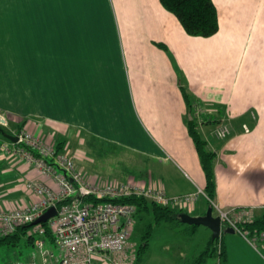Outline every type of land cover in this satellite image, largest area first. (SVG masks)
<instances>
[{
	"label": "crops",
	"instance_id": "obj_1",
	"mask_svg": "<svg viewBox=\"0 0 264 264\" xmlns=\"http://www.w3.org/2000/svg\"><path fill=\"white\" fill-rule=\"evenodd\" d=\"M214 2L220 30L212 37H201L189 35L160 0H115L118 17L107 20V33L102 27L100 35L90 33L95 20L84 7L87 4H82V13L88 16L79 17L76 4L67 9L68 3L47 0H0V114L11 129L8 133L15 135L21 128L45 140L64 135L70 141H85L86 151L77 148L72 156L92 183L132 182L161 187L169 195L205 192L206 175L189 132L190 109L183 87L192 97V111L202 108V119L208 113L206 106H215L213 101L222 98V89L235 97L230 106H237L238 93L233 89L238 90L239 54L233 53L234 69L232 62L229 71L224 69V46L229 40L246 41L250 27L255 29V41L264 39L260 35L264 0ZM127 72L135 107L127 91ZM47 73L55 75L54 89L48 88ZM63 75L68 76L63 79ZM63 83L68 92H62ZM51 102L65 107V114L49 115L46 105ZM208 115L209 120L216 117V113ZM144 129L156 140L155 147H139ZM199 129L207 148L217 153L215 202L223 209L255 207L256 213L264 209V141H258L256 131L236 147L232 142L237 137L223 143L206 124ZM9 141L0 134V209L32 203L35 197L27 189L29 181L42 179L59 189L55 180L4 154L1 145ZM111 147L135 151L162 164L150 171L138 165L137 172H112L105 169L106 155H114ZM209 207L207 196L199 193L183 212L201 216ZM231 234L224 237L227 264H264V243L252 242L238 231ZM46 248L53 257L39 255L30 264L44 260L57 264L60 250L55 241L47 240ZM96 264L112 263L100 260Z\"/></svg>",
	"mask_w": 264,
	"mask_h": 264
},
{
	"label": "built area",
	"instance_id": "obj_2",
	"mask_svg": "<svg viewBox=\"0 0 264 264\" xmlns=\"http://www.w3.org/2000/svg\"><path fill=\"white\" fill-rule=\"evenodd\" d=\"M201 114L197 112V118L201 119ZM227 132V129H220L217 136L225 137ZM15 135L19 137L18 142L3 143V153L55 180L59 189L55 190L42 179L29 181L27 189L35 200L23 207L0 209V235H9L20 226L33 224L55 206L57 216L47 223L60 250L57 264H96L100 260L112 264H133L127 252L137 224L138 209L132 203L115 199L137 195L165 207L185 210L199 193L206 195L201 190L186 195H169L161 187H145L132 182L92 183L77 168L75 158L67 151L57 152L55 146L25 129ZM89 196L108 200L100 203L85 200ZM213 205L215 215L222 218L223 224L227 223L246 235L239 224L254 219L255 207L223 209L216 202ZM33 234L36 236L34 255L40 254L45 259L53 257L46 248V227L43 223L34 225Z\"/></svg>",
	"mask_w": 264,
	"mask_h": 264
},
{
	"label": "rangeland",
	"instance_id": "obj_3",
	"mask_svg": "<svg viewBox=\"0 0 264 264\" xmlns=\"http://www.w3.org/2000/svg\"><path fill=\"white\" fill-rule=\"evenodd\" d=\"M26 1V0H22ZM48 2H61L68 3L69 6L67 9L71 7V4H76L77 9L79 10V17H86L88 15L82 13V4L84 7L88 8L89 16L95 20L93 22V29L90 30L91 34L100 35L103 34L102 27L104 28V32L107 33V29L105 28V24H107V20L111 18L117 19L118 13L115 10L114 2L115 0H47ZM112 8V12H111ZM65 11H63L64 13ZM86 12V11H85ZM101 20H103L101 22ZM105 21V23H104ZM117 22V21H116ZM101 23L103 24L101 26ZM250 32L246 35L247 40L242 42H226V47L224 46L223 51V62L224 69L234 67L236 57L234 56V51H237L238 56V67H239V80H238V90L233 89V93H238L239 103L238 105L230 106V100L232 97L229 96L230 92L225 94V89L222 92V98H217L214 100L215 106H206L207 112L216 113L215 118H211L209 120L208 113L205 114V120L207 121L206 126H208V130L213 134L214 138L219 141L222 140L223 143L229 141L235 137H237L232 143L236 144V147L240 146V140L245 139L247 135L252 133V131H256L258 135V141H264V39L261 41H255L256 34L254 32V27L249 28ZM108 32H110L108 30ZM264 37V32L260 34ZM249 37H251L249 39ZM254 37V40H253ZM237 48V49H236ZM232 53V54H231ZM230 55L232 57H230ZM64 60V59H63ZM234 69V68H233ZM127 72V91L129 98L131 100L132 106L135 107V97L132 91V83L130 76ZM47 85L48 88L53 87V83H55V75L51 73H47ZM68 75H63V79H65ZM209 78V75H208ZM226 75L222 76L223 85L226 84ZM230 78H228V83ZM234 85V84H233ZM67 86L63 83V91L68 92V89L65 88ZM186 86V85H185ZM54 89V87L52 88ZM209 90V88H208ZM221 90V91H222ZM210 91V90H209ZM217 92H220L217 90ZM63 97L68 101L67 97ZM210 94V93H209ZM126 95V94H125ZM211 98H213V95ZM127 97V96H126ZM209 96H206L208 98ZM235 98V97H234ZM233 98V100H234ZM224 100V102L222 100ZM259 103V106H254L252 104ZM65 106L66 104L62 102ZM67 108L70 109V102L67 103ZM214 108H216L214 110ZM240 109H244L242 114L238 112ZM46 110H48L49 115H59L60 113L65 114V107L56 105L54 102L46 105ZM195 110V108H194ZM211 110V111H210ZM197 112H202L203 110L200 106L196 107ZM210 111V112H209ZM137 113V111H136ZM128 114H131V108L128 109ZM233 114L235 116L231 117ZM237 114V115H236ZM138 115V113H137ZM202 115V114H201ZM71 116V114H70ZM68 115V118L70 117ZM139 122H140V117ZM200 118V117H199ZM203 120V119H202ZM201 122V119L199 120ZM6 128V132L10 133V127L6 126V123L1 124ZM201 125V124H200ZM203 125H205L203 123ZM16 126V125H15ZM17 127V126H16ZM227 129V135L225 137L218 138L217 133L219 130ZM21 130V128L19 129ZM203 136L204 132L202 129H199ZM83 136L86 137L87 133L82 130ZM141 138L139 139L142 142L140 148L146 150L148 146L155 147V139L144 129L141 133ZM62 135L49 137L46 139L47 142L52 144L53 146L57 145L59 141H66L67 144V152L72 155V151L80 148L86 151L85 141L83 144L79 143L77 140L70 141V138ZM243 144V143H241ZM110 148V146H108ZM114 149V150H113ZM111 147V152L109 155H106L109 161L102 162V164H107L105 167L106 170L114 171V170H124L127 169L129 172H137L138 165H143L144 170H153L157 167V165L162 162L159 159L148 158L145 155L138 154L135 151L117 149ZM63 152H66L63 150ZM143 163V164H142ZM78 168V167H77ZM79 169V168H78ZM85 168L82 170L79 169L83 174H85ZM177 210H184L180 208H174ZM216 214V213H215ZM137 224L133 229L132 237L130 239V247L127 252V257L133 264L136 261L137 249L138 246L142 242L143 230L145 226L153 222L152 217H146L145 220H140V217L136 218ZM189 225V224H186ZM33 233V229L30 234ZM28 234V235H30ZM212 231L205 226H198L196 234L193 238L187 237L186 233H179L173 229L169 228L167 223H161L159 225H155V229L153 230L152 236L150 238V247L143 258V262L141 264H192L195 263V258L206 249L209 238L212 237ZM231 233L224 232L223 237H231ZM249 238L247 235H245ZM27 237L24 236L17 247H2L0 249V264H30L31 259H37L40 255H34L36 251V245L33 247L27 243ZM250 239V238H249ZM252 242H256L254 239H250ZM47 241V240H46ZM263 242H258V244ZM42 257V256H41ZM134 257V258H133ZM133 260V261H132ZM218 258L216 256H211L208 258L207 264H218ZM47 263L46 260L42 261V264ZM128 264V263H127ZM259 264H263L260 263Z\"/></svg>",
	"mask_w": 264,
	"mask_h": 264
},
{
	"label": "trees",
	"instance_id": "obj_4",
	"mask_svg": "<svg viewBox=\"0 0 264 264\" xmlns=\"http://www.w3.org/2000/svg\"><path fill=\"white\" fill-rule=\"evenodd\" d=\"M160 1L166 9L176 15L189 35L212 37L219 32V15L214 0ZM183 92L190 109L188 119L189 132L195 142L206 175L205 193L208 196L209 206L214 208L213 202H215L217 197V180L215 173L217 153L207 148V141L201 136L199 131V125L203 123L206 124L207 121L205 119L202 120V116L201 122L199 121L200 119L196 117V111H192V97L186 87H183ZM2 130L6 131V128L0 124V134H2ZM65 143L66 141H60L57 143V152H61L64 149ZM85 200L100 203L105 202L108 199H97L96 197L89 196ZM115 201L134 204L138 209L137 216L140 217V220H145L146 217L153 218V222L148 223L143 230V239L138 246L136 261L134 264H140L146 255L150 247L149 240L155 229V225L165 222L169 225L170 229L179 233H186L187 237H190V239L193 238L197 232V225H186V223H183L181 214L184 213V210L165 207L152 202L146 197L137 195L123 199H115ZM43 226L46 227V239L54 242L55 240L51 233V229L49 228V224L44 223ZM33 228L34 226L32 224L23 225L12 234L5 236L0 235V249L2 247L19 246L24 236H28L27 243L34 247L36 236L33 233L30 234ZM226 228H229L227 223L224 224V229ZM239 228L250 239L264 243V209L257 212L252 221L240 223ZM223 235L224 233L215 240L211 237L206 249L195 258V263L192 264H207L208 258L211 256H216L218 258V264H227L228 257Z\"/></svg>",
	"mask_w": 264,
	"mask_h": 264
},
{
	"label": "water",
	"instance_id": "obj_5",
	"mask_svg": "<svg viewBox=\"0 0 264 264\" xmlns=\"http://www.w3.org/2000/svg\"><path fill=\"white\" fill-rule=\"evenodd\" d=\"M6 120L4 117L0 114V124H4ZM2 134L10 141L12 142H18L19 137L16 135H12L7 133L5 130H2ZM57 208L55 206L50 207L45 213H43L32 225H38L40 223H47L50 219L57 216ZM181 219L183 223L189 224V225H197V226H205L209 228L213 235L212 238L215 240L219 238L222 233H235L236 230L234 228H226L224 229V224L222 221V218L218 215H215L213 207H209L207 210V213L205 215L201 216H194L189 213H182Z\"/></svg>",
	"mask_w": 264,
	"mask_h": 264
}]
</instances>
